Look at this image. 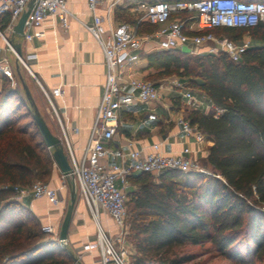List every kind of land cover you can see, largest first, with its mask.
<instances>
[{
    "label": "trees",
    "instance_id": "obj_1",
    "mask_svg": "<svg viewBox=\"0 0 264 264\" xmlns=\"http://www.w3.org/2000/svg\"><path fill=\"white\" fill-rule=\"evenodd\" d=\"M143 25L156 28L143 23L140 32ZM213 31L233 39L248 32L264 41V21ZM148 59L150 68L187 78L222 109L218 117L186 111L213 141L203 163L221 177L174 169L158 176L132 174L128 241L134 263L197 264L195 253L180 249L210 244L239 264H264V43L252 45L239 61L225 53L179 50H157ZM53 168L52 151L24 89L10 87L7 79L0 91V264L74 263L70 248L47 239L37 216L2 187L48 181Z\"/></svg>",
    "mask_w": 264,
    "mask_h": 264
},
{
    "label": "built area",
    "instance_id": "obj_2",
    "mask_svg": "<svg viewBox=\"0 0 264 264\" xmlns=\"http://www.w3.org/2000/svg\"><path fill=\"white\" fill-rule=\"evenodd\" d=\"M31 0H0V15L9 14L8 28L14 30L13 22L28 9ZM91 22L82 21L87 30L101 45L104 53L106 79L101 101L92 127L91 142L85 154L79 159L74 155L69 141L68 158L72 171L62 173L65 183L74 184L96 217L99 226L96 240L85 245L86 249L98 250L102 264H135L131 243L127 240L125 217L127 214L129 177L137 172H147L158 176L167 170L183 172H204L217 175L205 167L199 155L206 157L209 144L213 142L203 134L196 124L186 116L187 110H201L218 117L222 109L216 107L211 99L209 103L200 101L194 90L179 81H174L171 89H178L180 103L174 109L165 105L164 85H157L145 78L130 73L129 80H123L125 69L140 59L141 51L147 43H154L157 50H179L192 55L225 53L232 60L239 61L251 46L247 38L233 39L216 34V28H251L264 21V0H87ZM105 4L107 19L115 10L123 6L137 13L135 24L126 21L106 25L105 18L96 11ZM73 13L67 0H35L24 25V39L44 37L43 26L47 20L59 22L69 27ZM148 23L156 28L153 32H140L139 25ZM2 34V32L0 31ZM9 49L17 60L27 66L25 59L19 56L13 44L6 39ZM0 71L16 85V76L7 55L0 56ZM128 83L134 91L122 87ZM167 88V87H166ZM45 95L55 112L52 97H62V86L53 88ZM161 104L165 111V120L174 123L183 139H188L182 149L175 153L161 150L162 143H154L151 151L132 147L110 149L108 144L118 131L121 111L134 104ZM148 120H158V114L152 109ZM63 141V140H62ZM64 143V142H63ZM191 143L195 144L193 148ZM65 146V145H64ZM12 189L14 200L25 198H47L55 206L61 203L58 190L48 182L35 180L31 185H4ZM106 212L118 227L114 234L103 229L99 222L100 212ZM43 231L53 234L54 226L42 225ZM59 240V238H58ZM60 242V241H59Z\"/></svg>",
    "mask_w": 264,
    "mask_h": 264
},
{
    "label": "crops",
    "instance_id": "obj_3",
    "mask_svg": "<svg viewBox=\"0 0 264 264\" xmlns=\"http://www.w3.org/2000/svg\"><path fill=\"white\" fill-rule=\"evenodd\" d=\"M67 5L73 13L69 27L64 28L59 22L47 20L43 26L44 37H35L30 41L25 40L24 36L15 38L16 42L21 43L22 57L27 66L17 60L16 55L7 45L6 39H11L14 33V30L5 24V18L9 14L0 15L2 32L0 56L7 55L11 60L17 79L16 85L12 88L22 90L23 81L27 84L51 131L63 140L65 151H68L67 138L74 155L80 159L91 142L92 127L104 89L106 70L103 49L83 24L84 21L91 22L92 19L88 13L87 0H67ZM105 6V4L99 5L96 12L107 20L106 25L117 24L119 21L116 12L124 7H118L108 20ZM17 21L13 22V25ZM258 41L253 45L264 43L262 40ZM143 52L144 50L141 51L139 60L125 69L122 76L124 81L129 80L130 73L135 77L145 78L148 60L142 56ZM7 79L0 71V91ZM59 86H62L63 96L52 97L57 108L55 112L51 103L45 101L47 99L45 90L50 92ZM122 87L134 91L128 83H124ZM167 94L164 91L166 102L170 99ZM195 96L203 103H207L206 99H210L203 91ZM173 108L175 109V105ZM152 109L158 114L156 121L147 119V114ZM165 116L166 111L159 103L134 104L126 107L121 111L118 131L108 146L110 149L127 150L131 145L151 151L154 143L161 142L163 152H179L188 139H183L178 127L174 123H168ZM212 144L213 142L209 147ZM191 146L196 147L193 143ZM49 184L58 190L62 200L59 205H53L47 198L30 197L25 198L23 204L37 216L42 225L54 226L55 233L50 236L54 239L59 238L61 224L71 201L72 187L68 182L63 181L62 172L55 163ZM76 190V202L68 230L67 245L82 264H102L98 250L85 248L86 244L96 240L97 221L91 215V210L78 188ZM99 219L109 233L114 234L118 231V227L106 212L102 211ZM73 264L79 262L74 261Z\"/></svg>",
    "mask_w": 264,
    "mask_h": 264
},
{
    "label": "rangeland",
    "instance_id": "obj_4",
    "mask_svg": "<svg viewBox=\"0 0 264 264\" xmlns=\"http://www.w3.org/2000/svg\"><path fill=\"white\" fill-rule=\"evenodd\" d=\"M136 14L137 13H133L132 11L128 10L127 8L126 9L124 8V9L117 10L116 18L119 22L126 21V22H129L130 24H135L136 20H137ZM140 30H143L144 32L151 33L155 30V28L148 26V25H143L140 27ZM224 34L229 38L233 37L232 34H229L227 32H224ZM242 38H247L248 40H250L252 45L254 43H257V41H258L257 39H253L251 34H249L248 32L244 33ZM156 51H157V49H156V47H154V45L152 43H147L144 47V52H143L142 56L146 57L148 60L147 61V63H148L147 64V71L145 73V79H147L151 82H154L157 85H164L166 93H168L166 96H168L172 100V103L175 105V108L180 103V98L178 96V94H179L178 89H171L170 88V85L174 81L175 82L179 81L181 83H184V85L191 87L194 90L195 94H199L202 92V90H200L198 87L193 86L191 83H189V80L187 78L181 77L177 74L165 76V75L160 74L156 68H150L148 57L150 56L151 53H155ZM185 53H187V52H185ZM9 85H10V87H12V84L10 81H9ZM206 100H207V103H209V100L208 99H206ZM45 101L47 103H49L48 99H45ZM200 157H201V160L204 161L205 157L202 154ZM205 167L208 170H210L211 172L213 171L212 168H210L209 166L205 165ZM45 182L49 183V180L45 181ZM130 183H131V185L128 187V191H129L128 196L129 197H128V201H127V214L125 217V229L127 230V237H126L127 240H128V234L130 232L131 223H132L131 209H130V204H129L130 193H131V191H134V189L136 188V186L133 185L131 181H130ZM91 215L94 217V219L96 218L92 212H91ZM63 220H64V218H63ZM99 222H100V225L102 226V228L105 229L103 227L100 219H99ZM97 228L99 229L98 225H97ZM50 236H51V234H50ZM50 236H48L49 238H47V239H52L54 241L59 242L57 237L53 239ZM66 246H68V245H66ZM131 252H134L132 244H131ZM180 252H182V253H184V252L195 253V255H196L195 263H197V264H239L238 262L227 258L223 254H220V252H218L213 247H211L210 244H206L203 246H186V247H183L182 249H180Z\"/></svg>",
    "mask_w": 264,
    "mask_h": 264
},
{
    "label": "water",
    "instance_id": "obj_5",
    "mask_svg": "<svg viewBox=\"0 0 264 264\" xmlns=\"http://www.w3.org/2000/svg\"><path fill=\"white\" fill-rule=\"evenodd\" d=\"M34 3H35V0L30 1V3L28 4V9L24 11V13L19 17L17 23L14 25L13 37L9 39V42L13 44L19 56H22L21 43L16 42L15 38L24 36V25H25V22L27 20V17L31 9L33 8ZM22 85L25 91V95L30 101L31 106L33 107V119L36 121L46 141L48 148H50L52 151V157H53L54 163L58 166V168L63 174L68 175L72 171V166L70 164L68 155L65 151V146H64L62 139L51 131L49 125L47 124L41 111L39 110L37 104L35 103L33 96L31 94V91L29 87L27 86V84L23 81ZM71 187H72L71 201L67 207L66 214H65L63 223L61 225V228H60V233H59V241L62 246L67 245L68 230H69V226L72 220L74 205L76 202L77 190L74 184H72ZM72 256L75 261L79 262V264H82L79 261V259L75 257L73 253H72Z\"/></svg>",
    "mask_w": 264,
    "mask_h": 264
}]
</instances>
